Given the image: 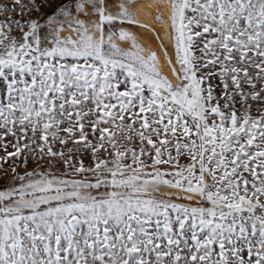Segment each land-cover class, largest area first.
<instances>
[{
	"label": "snow or ice",
	"instance_id": "6c2138e0",
	"mask_svg": "<svg viewBox=\"0 0 264 264\" xmlns=\"http://www.w3.org/2000/svg\"><path fill=\"white\" fill-rule=\"evenodd\" d=\"M0 152V264H264V0H0Z\"/></svg>",
	"mask_w": 264,
	"mask_h": 264
},
{
	"label": "rangeland",
	"instance_id": "374dc122",
	"mask_svg": "<svg viewBox=\"0 0 264 264\" xmlns=\"http://www.w3.org/2000/svg\"><path fill=\"white\" fill-rule=\"evenodd\" d=\"M12 149L11 148H9V151H11ZM3 155V152H0V156H2Z\"/></svg>",
	"mask_w": 264,
	"mask_h": 264
}]
</instances>
